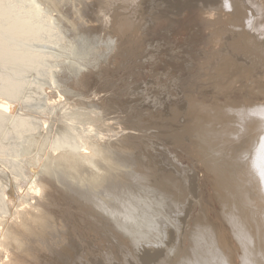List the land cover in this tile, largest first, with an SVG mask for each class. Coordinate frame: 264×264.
I'll return each mask as SVG.
<instances>
[{
    "label": "bare ground",
    "instance_id": "obj_1",
    "mask_svg": "<svg viewBox=\"0 0 264 264\" xmlns=\"http://www.w3.org/2000/svg\"><path fill=\"white\" fill-rule=\"evenodd\" d=\"M177 2L188 6L191 13L195 11V19L196 15L202 18L193 27L198 33L190 43L206 39L205 43L210 42L213 50L210 58L217 62V72L212 74L213 68L212 73L201 79L204 98L201 101L189 98L187 116L192 122L186 132L202 176L200 184L207 193L201 192L214 204L215 230L204 220L196 219L185 233V247L170 257L173 246L167 245L160 253L163 257L157 261L163 264H264V0H46L47 10L53 7L65 31L75 40L82 39L91 44L89 50L86 46L89 43L85 45L84 41H78L91 51L90 56L85 55L89 57L87 64L96 63L105 53L103 48L95 46V42L102 39L101 35L109 43L105 49L111 48L116 40L114 47L125 53L130 51L128 47L138 35L149 34L162 21L169 23L168 30L181 26V21L171 20L176 14L173 5ZM204 28L205 35L199 39ZM222 36L226 37L225 43L221 41ZM218 44L222 47L217 50ZM76 73L68 77L66 72L60 75L63 93L75 102L61 101V96L51 91L53 96L49 94L46 103L49 108L67 105L71 109H83L90 115L87 130L95 131L94 136L108 149L101 157H94L102 165L105 175L102 178V171L91 175L92 166L80 158L92 155L94 150L91 148L87 152L90 149L83 143L79 153L54 152L48 166L30 171V179H15L14 188H4L1 203L9 213L0 218V264H53V252L46 251L50 256H45L43 252L39 253L38 247L43 241H52L53 234H59L53 232V225L45 219L53 218V210L49 207L56 196L62 195L59 192L62 186H68L72 179L77 181V188L65 197L66 202L74 207L77 203V209L90 219V223L95 224L98 213H105L113 228L121 232L115 237L119 245L125 246L127 238L153 243L154 234L160 232L171 240L175 237L173 230L165 225L182 206L177 211L179 199L175 201L171 189L168 192L169 189L156 184L158 180L169 185L167 181L172 183V179L168 180L171 175L163 174L162 177L155 171L157 175L153 172V176L148 171L151 173L149 178V173L140 168L141 164L131 159V151L116 144L121 140L117 138L121 132L126 134L122 142L137 137L138 133L124 131L118 124V115L109 114V109H105L108 114L103 113L100 117L101 110L95 109L98 113L93 107L98 103L92 99L96 94L88 95L87 101V95L83 97L67 85L73 76L76 83ZM232 84L235 85L233 88L230 87ZM11 102L0 97V111L10 113L15 110ZM133 119L132 124L139 122ZM171 132L173 135L174 131ZM183 132L181 137L185 136ZM56 164L68 168L46 175ZM73 170L76 172L74 177ZM96 181L98 183L94 185ZM174 183L173 186L178 188L179 185ZM66 202L60 203L66 205ZM163 205L165 210L168 209L166 212L162 210ZM173 208L177 212L171 215ZM158 253L150 258L146 254L144 262L155 260ZM28 256L35 263L27 261Z\"/></svg>",
    "mask_w": 264,
    "mask_h": 264
},
{
    "label": "rangeland",
    "instance_id": "obj_2",
    "mask_svg": "<svg viewBox=\"0 0 264 264\" xmlns=\"http://www.w3.org/2000/svg\"><path fill=\"white\" fill-rule=\"evenodd\" d=\"M47 6L46 0H0V97L10 102L12 99L13 109L16 110L10 113L0 111V218L9 213L1 203L4 188H14L15 179H30V171H35L34 168L39 166H48L57 152L77 154L84 143L90 149L87 152L92 148L95 153L80 159L90 163L93 169L91 175L101 171L102 178L105 175L102 165L94 157H101L108 149L104 148L102 140L94 136L95 131L87 130L90 115L83 109H71L67 105L49 108V103H46L47 96L52 93L59 94L61 101H71L69 95L63 93L61 73L66 72L68 77L77 72L76 83L73 76L70 78L72 83L69 79L70 84L67 82V85L75 88L74 91L83 97L87 95L86 100L90 99L92 93L96 94H92V99L98 102L97 106L89 105L87 100L85 103L89 108L101 110L100 117L109 111V114H117L118 124L124 131L134 130L138 133L137 137L122 142L126 134L121 132L117 137L121 140L116 144L127 152L131 151V159L141 164V169L152 173L148 172L149 178L155 171L162 177L163 174L168 177L170 174V179L165 178L176 183L171 180L172 183L167 181V185L165 181L167 187L157 180L156 184L169 189L168 192L171 189L170 194L176 198L175 201L179 199L177 207H182L181 210L177 209L180 210L178 214H175L176 208L169 211L174 216L168 212L173 220L171 222L169 219V222L173 224H168L167 220L165 226L175 233L172 240L159 229L160 233L153 236L156 237L153 243L145 240L135 242L127 238V247L121 246L115 238L121 232L113 228L105 213H98L95 224L90 223V219L77 209V203H74V207L66 202L65 197L77 188V181L72 179L68 186H62L59 190L62 195L56 196L49 207L53 210V218L45 219L46 223L53 225V232L58 231L59 234H53L52 241L40 243L39 253L50 256L46 251H52L53 264H163L157 261L163 257V254L160 255L162 250L167 245L173 246L170 257L182 250L186 244L185 233L196 223V219L204 220L215 230L214 204L206 198L207 195L204 197L207 192L200 184L202 176L193 158L189 133H186L192 122L187 116L189 98L201 101L204 98L200 89L201 79L207 73H212L213 68L215 71L212 74L217 72V62L210 58L213 52L211 43H205L204 38L203 41L190 43L198 33L193 27L202 18L196 15L195 19V11L191 13L188 6L174 3L177 11L171 20L181 21V26L168 30L166 26L169 23L162 21L149 34L138 35L129 45L130 51L125 53L115 48L116 40L110 43L112 50L110 47L105 49L109 43L101 35L103 40L99 39L95 46L103 48L101 50L105 53L97 59L98 67L94 62L87 64L91 51L86 46L90 50L91 44L87 42L90 46L86 45V40H75L64 30L63 22H59L53 7L47 10ZM205 29L199 39L205 35ZM78 41H84L86 46ZM221 41L225 43L226 37L222 36ZM219 44L216 49L222 47ZM105 54H109L108 60ZM105 109H109L108 112L105 113ZM98 110L95 111L99 113ZM132 118L139 122L132 124ZM185 125L186 131L183 132ZM171 131H174L173 135ZM181 132L185 136L181 137ZM66 168L56 164L45 174L58 170L64 172ZM72 172L74 177L76 172ZM156 172L154 175H157ZM173 183L179 187L176 188ZM162 207L163 210L164 205ZM164 210L166 212L168 209ZM155 253H158L155 260L144 262L146 254L150 258ZM26 260L35 263L29 256Z\"/></svg>",
    "mask_w": 264,
    "mask_h": 264
}]
</instances>
